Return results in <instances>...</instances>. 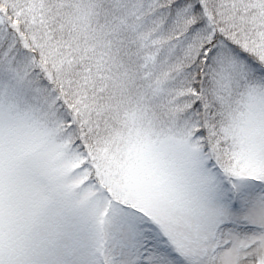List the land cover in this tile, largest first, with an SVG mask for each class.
I'll list each match as a JSON object with an SVG mask.
<instances>
[{
    "label": "snow or ice",
    "instance_id": "snow-or-ice-1",
    "mask_svg": "<svg viewBox=\"0 0 264 264\" xmlns=\"http://www.w3.org/2000/svg\"><path fill=\"white\" fill-rule=\"evenodd\" d=\"M0 264H264V0H0Z\"/></svg>",
    "mask_w": 264,
    "mask_h": 264
}]
</instances>
